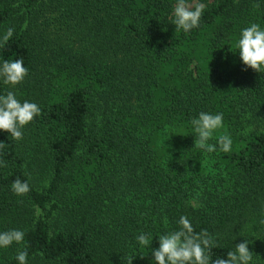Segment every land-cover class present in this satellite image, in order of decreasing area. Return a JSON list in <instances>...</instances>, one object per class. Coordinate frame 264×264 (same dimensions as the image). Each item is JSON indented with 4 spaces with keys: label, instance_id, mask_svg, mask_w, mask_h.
I'll use <instances>...</instances> for the list:
<instances>
[{
    "label": "trees",
    "instance_id": "obj_1",
    "mask_svg": "<svg viewBox=\"0 0 264 264\" xmlns=\"http://www.w3.org/2000/svg\"><path fill=\"white\" fill-rule=\"evenodd\" d=\"M201 2L184 32L176 0H0V38L14 29L0 64L28 69L18 85L0 79V95L41 109L22 139L0 130V232L24 233L0 264L22 250L27 264H155L182 215L213 238L212 260L248 240L250 264H264V73L235 47L242 29H264V0ZM201 112L223 114L230 151L217 130L216 151L194 146Z\"/></svg>",
    "mask_w": 264,
    "mask_h": 264
},
{
    "label": "clouds",
    "instance_id": "obj_2",
    "mask_svg": "<svg viewBox=\"0 0 264 264\" xmlns=\"http://www.w3.org/2000/svg\"><path fill=\"white\" fill-rule=\"evenodd\" d=\"M206 5L201 0H176L172 24L175 31L189 32L199 27L201 16ZM14 29L8 28L0 38V47L7 44L13 36ZM239 57L247 68L258 73H264V29L252 23L241 30L238 41L235 45ZM28 74L22 59L12 61L5 60L0 64V79L7 85H18ZM41 112L40 107L27 100L21 102L12 91L0 95V130L10 133L15 140L23 138L22 129L29 124ZM195 133L194 146L212 153L217 150L216 144L209 143L213 139L214 132L223 127L222 113L201 112L198 117L191 120ZM219 149L223 152L231 150L232 139L227 134H221L217 138ZM0 147L3 143L0 142ZM11 190L23 196L30 191L26 181L19 178L13 181ZM178 228L159 236V247L152 249L155 264H250L253 253L249 251V241L245 240L234 245V250L228 251L226 258L212 260L211 249L216 243L207 230L197 233L190 220L181 216L178 220ZM24 239V233L18 229H11L0 232V247H8L14 242L19 244ZM141 246H149V238L141 233L136 237ZM28 253L26 250L19 251L16 255L18 264H27ZM131 258L128 264H132Z\"/></svg>",
    "mask_w": 264,
    "mask_h": 264
},
{
    "label": "rangeland",
    "instance_id": "obj_3",
    "mask_svg": "<svg viewBox=\"0 0 264 264\" xmlns=\"http://www.w3.org/2000/svg\"><path fill=\"white\" fill-rule=\"evenodd\" d=\"M208 1H212V0H208ZM217 131H218L219 135H221V134L223 133L222 128L217 129ZM201 162H202V164L205 165L206 167H207L209 164H211V160H202ZM36 183H37V185H38L39 187L45 186L46 183H47V178H44V177H42V176H38V177L36 178Z\"/></svg>",
    "mask_w": 264,
    "mask_h": 264
}]
</instances>
